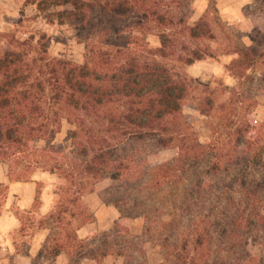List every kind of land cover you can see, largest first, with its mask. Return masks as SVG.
I'll list each match as a JSON object with an SVG mask.
<instances>
[{
  "label": "trees",
  "instance_id": "trees-1",
  "mask_svg": "<svg viewBox=\"0 0 264 264\" xmlns=\"http://www.w3.org/2000/svg\"><path fill=\"white\" fill-rule=\"evenodd\" d=\"M194 1H31L49 22L70 25L85 55H50L44 36L29 46L12 36L0 52V162L12 181L34 180L38 168L60 179L48 212L35 180L32 207L15 210L18 252L29 255L36 230L49 229L30 264H56L61 253L66 264H264V121L236 122L226 110V149L183 118L186 98L201 114L225 108L178 65L204 58L201 42L214 37L207 10L193 19ZM253 2L243 7L251 42L226 64L238 78L264 65V5L248 11ZM62 118L70 149L55 141ZM6 191L0 185V198ZM91 191L118 216L81 238L96 219Z\"/></svg>",
  "mask_w": 264,
  "mask_h": 264
},
{
  "label": "rangeland",
  "instance_id": "rangeland-1",
  "mask_svg": "<svg viewBox=\"0 0 264 264\" xmlns=\"http://www.w3.org/2000/svg\"><path fill=\"white\" fill-rule=\"evenodd\" d=\"M31 1L33 0H0V33L8 34L6 37L0 36V52L6 45L9 46L8 40L12 36L16 40L25 41L26 46L35 45L39 37L44 36L43 41L47 43L50 55L82 62L85 47L84 43L76 37L74 29L67 23L49 22V17L46 16L48 10L39 12ZM239 3L241 0H196L195 9L201 4L206 6V17L210 19L214 28V37L206 38L201 42L203 48L207 49V54L202 58L205 61L195 64L192 70H189V65L178 64L180 70L188 71L198 81L199 86L196 92L211 91L216 97V103H224L226 108L213 110L205 115L193 109L192 101L186 98L183 101V118L201 139L207 142L212 141V143L217 139L221 142L218 145H225L226 149H230L232 143L228 130L222 124V115L226 110L232 108L231 115L235 113L236 122L242 119L264 121V65L257 64L239 78L226 68V64L231 62L226 61L230 55L233 58L236 57L235 46L246 43L245 41L248 40L246 35L248 30L243 28L246 24L241 21L229 22L224 19L221 8L237 16L240 12ZM263 5L264 3L254 0L248 11L253 12ZM49 11H53V8ZM149 39L152 42H158L156 35H149ZM238 79L242 82L240 86L237 84ZM69 127L68 121L62 118L60 130L55 137V141L63 144L66 149H70ZM30 175L38 182L40 188L39 211L41 212L50 202L53 204L56 198L54 188L60 183V179L56 174L40 168L32 171ZM34 180L32 181L35 182ZM85 198L96 214V221L87 223L86 226L101 231L110 228L113 220L118 216L117 208L111 203L104 202L96 191L88 192ZM14 210L15 206L12 208V211ZM135 223L138 225V222L135 221ZM13 238H16L18 243L22 241L17 231L11 233V241ZM23 248L25 247L21 246V249ZM58 261L61 263L62 259ZM30 262V259L21 256L13 263L9 261L8 255H5L1 264H30ZM108 264H114L113 260L109 259Z\"/></svg>",
  "mask_w": 264,
  "mask_h": 264
},
{
  "label": "crops",
  "instance_id": "crops-1",
  "mask_svg": "<svg viewBox=\"0 0 264 264\" xmlns=\"http://www.w3.org/2000/svg\"><path fill=\"white\" fill-rule=\"evenodd\" d=\"M252 1L253 0H241V3H239L240 12H239V14H237V16H233V15L229 14L225 8H221L222 16L224 17V19L228 20L229 22L241 21L242 23H245L246 25L243 28L248 30V33H249L251 31L252 27L254 26V19L252 16L244 14V8L243 7L246 4L251 3ZM195 2H196V0H195ZM195 2H194V4H195ZM194 4H193V7H194L193 14L195 13V15L193 16V19H197L206 10V6L201 4L200 7L195 9L196 5L194 6ZM248 33L246 34L247 38H248V40L245 41L246 44H250V42H251V40L248 37ZM232 58L233 57L230 55L229 59H227L226 61H231ZM200 61H205V60L200 59V60H196L195 62L189 64V70H192V68H194V65ZM0 185H7L6 194H5V196L1 202L0 264H1V261L4 259L5 255H8L9 261L12 259V257H14L16 260H18V258L21 256L25 257L28 260L30 259V261H31V257L36 255L39 252L42 244L44 243V241L47 237L49 229L48 228H40V229L36 230V232L32 236L31 242L28 246L29 255H25L23 252L17 251V249L15 247V243H14V238H13V241H11V233L17 231V229L20 226V220L17 217V215L15 214V210L16 209H21V210L29 209L32 207L33 202H34V198H35V194H36V184L32 180H28V181H12V180H10L9 174H8L7 164L4 162H0ZM51 203L52 202H50L47 206H45L44 209H42L41 213L44 214V213L48 212V210L50 209ZM13 206H15L14 211H12ZM95 216H96V214H95ZM114 220H113V222H114ZM95 221H96V219H95ZM89 223H92V222H89ZM86 224H84L83 226H81L77 230V233H78L79 237H81V238L87 237L91 230H97L94 228L91 229V227L86 226ZM97 231H100V230H97ZM61 259H62V262L59 263L60 261H58V260H61ZM109 259H112L114 264H115V260L112 257H108L106 259L107 264H108ZM67 262H68V258H67V255L65 253H61L56 259V264H66Z\"/></svg>",
  "mask_w": 264,
  "mask_h": 264
}]
</instances>
